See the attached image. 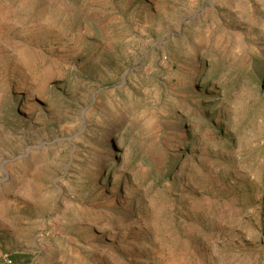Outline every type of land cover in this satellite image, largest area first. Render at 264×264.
I'll list each match as a JSON object with an SVG mask.
<instances>
[{
    "label": "rangeland",
    "instance_id": "1",
    "mask_svg": "<svg viewBox=\"0 0 264 264\" xmlns=\"http://www.w3.org/2000/svg\"><path fill=\"white\" fill-rule=\"evenodd\" d=\"M263 62L264 0H0V264H264Z\"/></svg>",
    "mask_w": 264,
    "mask_h": 264
},
{
    "label": "trees",
    "instance_id": "2",
    "mask_svg": "<svg viewBox=\"0 0 264 264\" xmlns=\"http://www.w3.org/2000/svg\"><path fill=\"white\" fill-rule=\"evenodd\" d=\"M264 63V62H263ZM254 70H256L257 71V73L258 74H260V77L262 78V82L260 83H257V79L258 78H256V79H254L253 80V82L251 83V85H253V86H258L259 88L260 87H262L263 86V83H264V66L262 65V64H260V65H256L254 68H253V71ZM244 76H245V74H244ZM215 80V79H214ZM206 120H208L207 119V117L205 118ZM115 163L118 165V163H119V158H116L115 159ZM157 163H160V159H157ZM171 165H173L172 164V161L171 160H167L166 162L164 161L163 162V168H165V171L167 172V174H166V176L164 177V179H170V177H171V173H172V170H171ZM157 175L158 174H156L155 176L157 177Z\"/></svg>",
    "mask_w": 264,
    "mask_h": 264
},
{
    "label": "built area",
    "instance_id": "3",
    "mask_svg": "<svg viewBox=\"0 0 264 264\" xmlns=\"http://www.w3.org/2000/svg\"><path fill=\"white\" fill-rule=\"evenodd\" d=\"M7 263L9 264V263H10V261H7Z\"/></svg>",
    "mask_w": 264,
    "mask_h": 264
}]
</instances>
